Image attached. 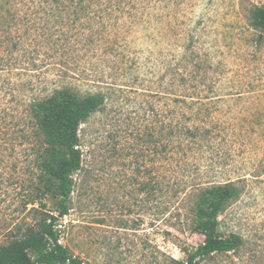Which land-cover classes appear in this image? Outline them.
<instances>
[{"label":"rangeland","instance_id":"obj_1","mask_svg":"<svg viewBox=\"0 0 264 264\" xmlns=\"http://www.w3.org/2000/svg\"><path fill=\"white\" fill-rule=\"evenodd\" d=\"M255 8L264 0H0V59L13 68L0 70V244L42 218L24 208L37 171L19 137L23 105L67 88L104 98L78 130L81 168L57 228L70 255L83 264L184 260L203 240L190 186L230 181L240 193L217 232L244 245L205 264H264V30L250 25ZM169 107L210 129L195 160L173 168L161 148ZM57 201L48 193L42 211L56 213Z\"/></svg>","mask_w":264,"mask_h":264},{"label":"trees","instance_id":"obj_2","mask_svg":"<svg viewBox=\"0 0 264 264\" xmlns=\"http://www.w3.org/2000/svg\"><path fill=\"white\" fill-rule=\"evenodd\" d=\"M250 18L253 29L264 30L263 8L253 9ZM2 60L0 70L12 72L13 68ZM103 100L102 95L81 98L64 88L56 89L43 98H32L23 105L19 137L25 157H32V164L37 171L35 182L25 193L24 208L30 204L27 212L39 213L42 218L35 226L27 225L20 236L10 237L5 244H0V264H83L59 242L57 228L69 211L72 174L81 168L79 126ZM178 100L173 99L174 102ZM176 109L169 107L167 121L160 128L164 131L161 134V148L169 168L195 160L197 151L210 142L208 125L199 122L190 124L189 117L181 122L177 119ZM11 112L14 113V110ZM171 181L167 183L171 184ZM150 187L153 196L161 190V181L156 175H153ZM190 188L194 191V231L200 233L203 240L186 253L184 260L170 259L169 264H205L206 259L213 254H236L244 245L243 238L236 233L219 235L217 218L224 205L238 197L240 188L230 181L208 186L194 183ZM48 193L58 196L54 214L42 211L45 206L42 200ZM36 203L40 207L34 205Z\"/></svg>","mask_w":264,"mask_h":264}]
</instances>
